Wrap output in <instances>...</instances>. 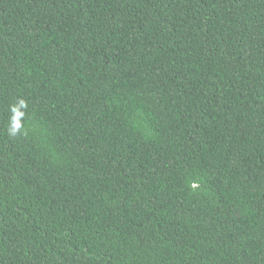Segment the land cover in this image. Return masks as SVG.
Wrapping results in <instances>:
<instances>
[{"label":"trees","instance_id":"trees-1","mask_svg":"<svg viewBox=\"0 0 264 264\" xmlns=\"http://www.w3.org/2000/svg\"><path fill=\"white\" fill-rule=\"evenodd\" d=\"M0 264H264V0H0Z\"/></svg>","mask_w":264,"mask_h":264},{"label":"clouds","instance_id":"clouds-1","mask_svg":"<svg viewBox=\"0 0 264 264\" xmlns=\"http://www.w3.org/2000/svg\"><path fill=\"white\" fill-rule=\"evenodd\" d=\"M26 106L27 105H26L25 101H23V100L19 101L18 107L22 108V107H26ZM18 107L13 106V108H12V112L14 113V116L12 117V120H11V127L9 128V134L13 135V136L17 135L18 132L20 131L21 127H22V125L19 121V117H21L23 114L18 111Z\"/></svg>","mask_w":264,"mask_h":264}]
</instances>
